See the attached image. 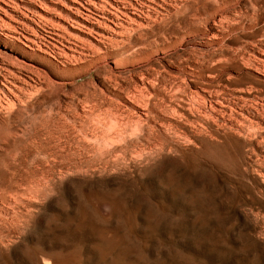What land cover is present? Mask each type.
<instances>
[{
  "label": "rangeland",
  "instance_id": "rangeland-1",
  "mask_svg": "<svg viewBox=\"0 0 264 264\" xmlns=\"http://www.w3.org/2000/svg\"><path fill=\"white\" fill-rule=\"evenodd\" d=\"M55 1L0 0V264H264V0Z\"/></svg>",
  "mask_w": 264,
  "mask_h": 264
},
{
  "label": "bare ground",
  "instance_id": "bare-ground-1",
  "mask_svg": "<svg viewBox=\"0 0 264 264\" xmlns=\"http://www.w3.org/2000/svg\"><path fill=\"white\" fill-rule=\"evenodd\" d=\"M54 1H55V0H54ZM87 1H88V0H87ZM87 1H86V2H87ZM113 1H114V0H113ZM55 2H58V1L56 0ZM72 2L74 3L75 1H72ZM77 2H78V1H77ZM90 2H91V0H90ZM107 2H108V1H107ZM116 2H117V1H116ZM118 2H120V1L118 0ZM122 2H123V1H122ZM122 2H120V3H122ZM125 2H126V1H125ZM75 3H76V2H75ZM78 3H80V2H78ZM78 3H77V5H78ZM87 3H88V2H87ZM99 3H100V2H99ZM123 3H124V2H123ZM80 4H83V2H81ZM93 4H95V3H93ZM93 4L90 3V5H93ZM103 4H104V2H103ZM90 5H89V6H90ZM105 5H107V4L105 3ZM105 5H104V6H105ZM75 6H76V4H75ZM80 6H82V5H80ZM94 6H96V4H95ZM98 6L100 7V5H97V7H98ZM102 6H103V5H102ZM104 6H103V7H104ZM85 7H86V6H85ZM85 7H83V9H84ZM103 7H101V8H103ZM106 7H107V6H106ZM92 8H93V7H92ZM92 8H91V9H92ZM77 9H78V8H77ZM85 9H86V8H85ZM87 9H89V8H87ZM95 9H97V8H95ZM47 10H48V9H47ZM72 10H74V8H73ZM99 10H100V9H99ZM99 10H98V11H99ZM102 10L105 12V10H107V9H102ZM49 11H50V9H49ZM77 11H78V10H77ZM89 11H90V9H89ZM107 11H108V10H107ZM81 12H83V10H81L80 13H81ZM87 12H88V11H87ZM101 12H102V11H101ZM76 13H77V12H76ZM80 13H79V14H76V15H81L82 13H81V14H80ZM84 13H85V12H84ZM91 13H92V12H91ZM108 13H109V12H108ZM87 15H88V14H87ZM94 15H95V13H94ZM112 15H113V14H112ZM114 15H115V14H114ZM114 15H113V16H114ZM99 16H100V15H99ZM106 16H107V15H106ZM40 17H41V16H40ZM79 17H80V16H79ZM88 17H89V16H88ZM88 17H87V18H88ZM94 17H95V16H94ZM96 17H98V15H97ZM96 17H95V18H96ZM104 17H105V15H104ZM100 18H102V17L100 16ZM118 18H119V17H118ZM39 19H40V18H39ZM43 19H44V18H43ZM81 19H82V18H81ZM89 19H91V18H89ZM105 19H106V18H105ZM119 19H120V18H119ZM62 20H63V19H62ZM83 20H84V19H83ZM86 20H87V19H86ZM91 20H92V19H91ZM93 20H94V18H93ZM93 20L91 21L92 24H93ZM95 20H96V19H95ZM107 20H108V21H111V19H107ZM120 20H121V19H120ZM52 21H53V20H52ZM97 21H98V20H97ZM114 21H115V20H114ZM121 21H122V20H121ZM55 22H56V21H55ZM87 22H88V21H87ZM91 22H90V23H91ZM94 22H95V21H94ZM117 22H118V21H117ZM119 22H120V21H119ZM47 23H48V22H47ZM85 23H86V22H85ZM95 23H96V22H95ZM101 23H103V22H101ZM111 23H113V21H111ZM121 23H122V22H121ZM50 24H51V23H50ZM52 24H55V23H52ZM52 24H51V25H52ZM73 24H74V23H73ZM81 24H82V23H81ZM99 24H100V23H99ZM103 24H104V23H103ZM105 24L107 25V23H105ZM115 24H116V23H115ZM117 24H119V23H117ZM123 24H124V23H123ZM132 24H133V23H132ZM51 25H50V26H51ZM94 25H96V24H94ZM101 25H102V24H101ZM113 25H114V23H113ZM137 25H138V24H137ZM71 26H72V25H71ZM102 26H103V25H102ZM115 26H116V25H115ZM117 26H118V25H117ZM117 26H116V27H117ZM120 26H121V24H120ZM126 26H127V25H126ZM139 26H140V25H139ZM141 26H142V25H141ZM59 27H60V26H59ZM95 27H96V26H95ZM98 27H99V26H98ZM106 27L108 28V26H106ZM111 27H112V26H111ZM124 27H125V26H124ZM57 28H58V26H56V30H58ZM119 28H121V27H119ZM127 28H128V26H127ZM129 28H130V27H129ZM59 29H60V31L62 32V34H64V32L61 30V27H60ZM85 29H86V28H85ZM98 29L100 30V28H98ZM108 29H110V28H108ZM111 29H112V28H111ZM111 29H110V30H111ZM121 29H122V28H121ZM88 30H89V28H88ZM95 30H96V29H95ZM102 30H105V29H102ZM110 30H108V31H110ZM117 30H118V29H117ZM130 30H131V29H130ZM111 31H112V30H111ZM53 32H56V31L54 30ZM85 32H86V31H85ZM89 32H92V33H93L94 31H89ZM112 32H113V31H112ZM112 32H110V33H112ZM115 32H116V31H115ZM56 33H57V32H56ZM56 33H54V34H56ZM95 33H97V32H95ZM95 33H94V34H95ZM50 34H52V33H50ZM94 34H93V36H94ZM98 34H99V33H98ZM116 34H117V32H116ZM119 34H120V33H119ZM122 34H123V32H122ZM52 35H53V34H52ZM64 35H65V34H64ZM66 35H67V34H66ZM69 35H70V34H69ZM112 35L114 36V34H112ZM56 36H57V35H56ZM58 36H61V34H58ZM98 36H100V34H99ZM104 36H105V35H104ZM119 36H121V38H122V35H118V34H117V37H119ZM127 36H128V35H127ZM129 36H130V35H129ZM61 37H62V36H61ZM61 37H59V38H61ZM95 37H96V36H95ZM102 37H103V36H102ZM100 38H101V36H100ZM123 38H124V37H123ZM130 38H131V37H130ZM51 39H52V38H51ZM57 39H58V38H57ZM64 39L66 40V39H68V38H65V37H64ZM64 39H62V40L65 41ZM107 39H108V38H107ZM109 39H110V40H109V42H110V41H111V38H109ZM112 39H113V38H112ZM53 40H54V39H53ZM69 40H70V39H69ZM73 40H75V38H73ZM76 40H77V39H76ZM101 40H102V38H101ZM130 40H131V42H132V39H130ZM28 41H29V40H28ZM57 41H58V40H57ZM63 41H62V43H63ZM81 41H82V40H81ZM122 41H123V46L125 47V43H124L125 40H121V43H122ZM60 42H61V41H60ZM71 42H72V41H71ZM76 42H78V41H76ZM100 42H102V41H100ZM79 43L81 44V42H79ZM119 43H120V42H119ZM129 43H130V42H129ZM129 43H128V44H129ZM60 44H61V43H60ZM110 44H111V43H110ZM112 44H115L114 41H112ZM126 44H127V41H126ZM54 45H55V44H54ZM54 45H53V46H54ZM74 45H75V43H74ZM78 45H79V44H78ZM130 45H132V44H130ZM130 45H128V46H130ZM84 46H85V45H84ZM47 47H48V46H47ZM56 47H57V46H56ZM69 47H70V46H69ZM126 47H127V46H126ZM131 47H132V46H131ZM72 48H73V47H72ZM82 48H83V47H82ZM90 48H91V47H90ZM128 48H129V47H128ZM57 49H58V48H57ZM83 49H84V48H83ZM83 49H82V50H83ZM85 50H86V49H85ZM120 50H121V47H120ZM120 50H119V51H120ZM59 51H60V50H59ZM59 51H58V52H59ZM71 51H72V50H71ZM71 51H70V52H71ZM73 51H75V50H73ZM78 51H79V50H78ZM78 51L76 52L77 54H78ZM86 51H87V50H86ZM84 52H85V51H84ZM82 53H83V52H82ZM82 53H81V54H82ZM61 54H62V53H61ZM61 54H59V55H61ZM63 54H64V55H67V54H65V53H63ZM63 54H62V55H63ZM72 56H73V54H72ZM84 56H85V54H84ZM58 57H59V56H58ZM65 57H66V56H65ZM68 57L70 58V56H68ZM56 58H57V57H56ZM62 58H63V57H62ZM72 58H74V57H72ZM66 59H67V57H66ZM75 59H76V58H75ZM80 59H81V58H80ZM81 60H82V59H81ZM75 61H77V59H76Z\"/></svg>",
  "mask_w": 264,
  "mask_h": 264
}]
</instances>
